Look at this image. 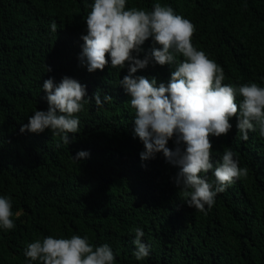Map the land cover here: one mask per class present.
I'll list each match as a JSON object with an SVG mask.
<instances>
[{"label":"trees","instance_id":"trees-1","mask_svg":"<svg viewBox=\"0 0 264 264\" xmlns=\"http://www.w3.org/2000/svg\"><path fill=\"white\" fill-rule=\"evenodd\" d=\"M93 2L0 0V196L11 198L15 224L0 229V264H39L25 257L28 243L73 235L93 246L107 243L115 264H264V136L257 129L242 140L231 118L226 135L210 138L212 161L218 165L230 149L248 175L204 212L188 207L174 183L178 167L162 153L140 159L135 110L120 85L127 65L112 68L109 60L89 73L79 60ZM155 3L195 25L192 43L222 67V83L264 87V0H126V10L151 11ZM153 47L159 46L149 38L133 55L143 59ZM174 68L150 62L133 75L167 84ZM65 76L85 85L88 96L99 94L102 105H84L69 145L47 129L21 133L29 116L48 109L43 81ZM79 151L88 157L73 160ZM202 175L215 186L211 171ZM137 227L149 246L140 261L133 255Z\"/></svg>","mask_w":264,"mask_h":264},{"label":"clouds","instance_id":"clouds-1","mask_svg":"<svg viewBox=\"0 0 264 264\" xmlns=\"http://www.w3.org/2000/svg\"><path fill=\"white\" fill-rule=\"evenodd\" d=\"M90 8L85 20L86 35L81 36V64L89 73L103 71L109 60L112 68L123 69L127 65L128 74L120 85L135 110L134 138L138 137L144 148L140 159L147 161L162 153L167 163L179 169L174 183L186 197L185 204L200 212L205 211L206 205L211 208L216 195L236 180L246 178L248 169L239 166L230 149L224 152L222 162L214 166L210 138L226 135L232 128L229 121L233 117L242 140L247 141L249 131L257 129L264 136V87L246 83L236 88L222 83V67L192 43L195 25L175 14L170 6L155 3L151 11L136 7L126 10V0H94ZM50 27L57 32L55 22ZM149 38L159 47H153L143 59L136 58L133 53H139L140 46ZM150 62L160 66L175 64L167 84L133 75ZM42 90L48 109L36 110L29 116L20 128L21 133L40 134L47 129L69 145V133L78 132L77 114L84 105L93 99L97 106L102 105L99 94L88 96L85 85L67 76L59 83L51 77L44 80ZM237 95L242 97L240 103ZM110 99L111 96H105V100ZM169 140L174 141L172 149L167 146ZM88 155L79 151L72 158L80 161ZM210 171L215 186L202 175ZM13 215L11 198L0 196V229L15 227ZM143 236L144 232L137 227L132 241L137 261L149 256ZM24 255L39 264H115L107 243L93 246L87 237L79 235L35 239L27 244Z\"/></svg>","mask_w":264,"mask_h":264}]
</instances>
